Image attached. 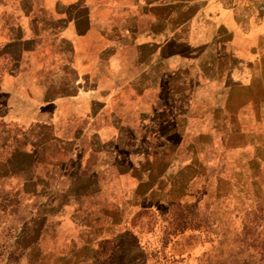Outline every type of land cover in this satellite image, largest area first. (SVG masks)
I'll return each mask as SVG.
<instances>
[{"label": "crops", "instance_id": "obj_1", "mask_svg": "<svg viewBox=\"0 0 264 264\" xmlns=\"http://www.w3.org/2000/svg\"><path fill=\"white\" fill-rule=\"evenodd\" d=\"M236 126L258 127L259 179L264 0H0V184L31 207L0 214V264L89 258L120 207L193 200Z\"/></svg>", "mask_w": 264, "mask_h": 264}, {"label": "rangeland", "instance_id": "obj_2", "mask_svg": "<svg viewBox=\"0 0 264 264\" xmlns=\"http://www.w3.org/2000/svg\"><path fill=\"white\" fill-rule=\"evenodd\" d=\"M212 133L214 140L204 144L208 149L201 152L207 151L200 176L206 189L200 185L193 200L171 195L161 199L154 194L120 207L113 213L115 221L104 224L95 238L96 255H72L66 263L264 264V192L258 195V184L264 188V167L258 179V142H254L258 127H215ZM228 138L231 141L225 142ZM3 163L0 159L1 170ZM16 197L0 184V214L15 213L17 220L21 215L25 220L31 210L29 201L23 196L22 207H15ZM12 241V235H7L0 248L11 246ZM25 241L29 240L24 236ZM44 242L49 245L53 240ZM60 242L69 245L75 240Z\"/></svg>", "mask_w": 264, "mask_h": 264}]
</instances>
